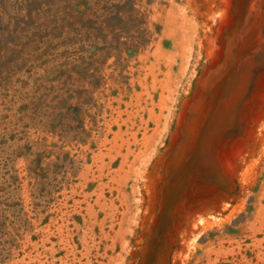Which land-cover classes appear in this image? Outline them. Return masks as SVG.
Returning a JSON list of instances; mask_svg holds the SVG:
<instances>
[{"label": "rangeland", "instance_id": "374dc122", "mask_svg": "<svg viewBox=\"0 0 264 264\" xmlns=\"http://www.w3.org/2000/svg\"><path fill=\"white\" fill-rule=\"evenodd\" d=\"M0 264H264V0H0Z\"/></svg>", "mask_w": 264, "mask_h": 264}]
</instances>
